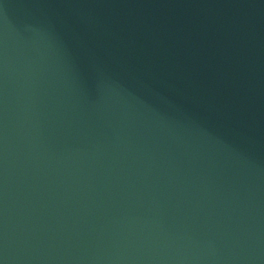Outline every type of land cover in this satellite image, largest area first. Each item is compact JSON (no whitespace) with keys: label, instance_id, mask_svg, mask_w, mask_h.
<instances>
[{"label":"water","instance_id":"obj_1","mask_svg":"<svg viewBox=\"0 0 264 264\" xmlns=\"http://www.w3.org/2000/svg\"><path fill=\"white\" fill-rule=\"evenodd\" d=\"M0 264H264V0H0Z\"/></svg>","mask_w":264,"mask_h":264}]
</instances>
